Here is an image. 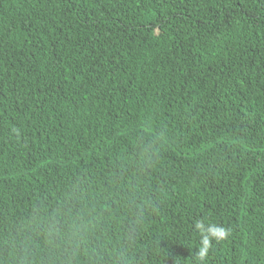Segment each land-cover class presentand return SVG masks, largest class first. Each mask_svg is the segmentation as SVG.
I'll return each mask as SVG.
<instances>
[{"label":"trees","instance_id":"1","mask_svg":"<svg viewBox=\"0 0 264 264\" xmlns=\"http://www.w3.org/2000/svg\"><path fill=\"white\" fill-rule=\"evenodd\" d=\"M264 264V0H0V264Z\"/></svg>","mask_w":264,"mask_h":264},{"label":"clouds","instance_id":"2","mask_svg":"<svg viewBox=\"0 0 264 264\" xmlns=\"http://www.w3.org/2000/svg\"><path fill=\"white\" fill-rule=\"evenodd\" d=\"M194 227L200 235L199 247L195 255L200 261V264H204L213 241L224 239L228 235V231L222 226L206 224L203 220H196Z\"/></svg>","mask_w":264,"mask_h":264}]
</instances>
